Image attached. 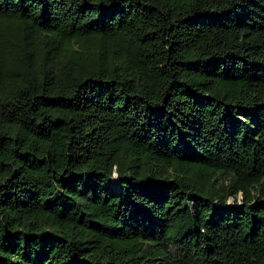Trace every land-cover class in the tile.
<instances>
[{
    "label": "trees",
    "instance_id": "obj_1",
    "mask_svg": "<svg viewBox=\"0 0 264 264\" xmlns=\"http://www.w3.org/2000/svg\"><path fill=\"white\" fill-rule=\"evenodd\" d=\"M0 264H264V0H0Z\"/></svg>",
    "mask_w": 264,
    "mask_h": 264
},
{
    "label": "bare ground",
    "instance_id": "obj_2",
    "mask_svg": "<svg viewBox=\"0 0 264 264\" xmlns=\"http://www.w3.org/2000/svg\"><path fill=\"white\" fill-rule=\"evenodd\" d=\"M110 184L114 187V188H117V180L116 178H112L111 181H110ZM117 190V189H116Z\"/></svg>",
    "mask_w": 264,
    "mask_h": 264
},
{
    "label": "rangeland",
    "instance_id": "obj_3",
    "mask_svg": "<svg viewBox=\"0 0 264 264\" xmlns=\"http://www.w3.org/2000/svg\"><path fill=\"white\" fill-rule=\"evenodd\" d=\"M118 184V183H117ZM114 188V187H113Z\"/></svg>",
    "mask_w": 264,
    "mask_h": 264
}]
</instances>
